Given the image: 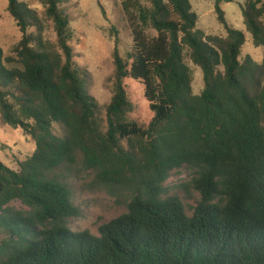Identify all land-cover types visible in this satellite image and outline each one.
I'll use <instances>...</instances> for the list:
<instances>
[{
	"label": "trees",
	"instance_id": "trees-1",
	"mask_svg": "<svg viewBox=\"0 0 264 264\" xmlns=\"http://www.w3.org/2000/svg\"><path fill=\"white\" fill-rule=\"evenodd\" d=\"M71 1L41 0L52 43L36 11L8 0L22 38L14 57L0 46V121L22 129L36 150L18 170L0 161V264H264V61L241 59L246 35L221 7L233 0H211L226 38L197 28L190 0H120L131 63L116 46L105 121L74 61ZM242 10L264 49V0ZM187 54L203 73L200 95ZM127 78L144 86L148 125L128 118ZM79 165L94 186L131 190L127 212L99 237L69 228L81 216L69 182ZM180 170L200 194L192 216L178 197H164Z\"/></svg>",
	"mask_w": 264,
	"mask_h": 264
},
{
	"label": "rangeland",
	"instance_id": "rangeland-1",
	"mask_svg": "<svg viewBox=\"0 0 264 264\" xmlns=\"http://www.w3.org/2000/svg\"><path fill=\"white\" fill-rule=\"evenodd\" d=\"M26 3L45 24V37L55 43L54 27L46 19L45 8L41 0H18ZM247 0H233L221 5L227 22L246 35L241 59L250 56L256 63L264 61V49L253 44L251 35L244 24L243 6ZM193 12L198 16L197 28L208 36L226 38L225 28L218 22L215 2L211 0H190ZM8 0H0V46L6 58L14 57V48L20 42L22 34L10 16ZM70 20L72 38L70 46L74 61L87 72V92L99 107L101 119L106 120V108L114 96L115 65L114 51L117 46L119 55L127 64L131 63L132 34L120 0H72L65 8ZM264 21V20H263ZM28 34L36 35L30 28ZM186 64L192 75L193 94L200 95L204 90L203 73L186 55ZM124 85L134 110L129 114L130 121L148 125L154 117L144 96V86L132 79H125ZM56 133L61 134L59 126ZM36 150L33 139L22 129L3 126L0 121V161L13 170L19 163L31 156ZM74 168L69 176L74 202L81 216L69 221L74 232L88 231L100 236V227L127 212L131 199V190L125 188H104L93 185V176ZM190 173L186 170L174 172L166 184L164 197H178L189 216L200 201V194L189 185ZM19 207V205H15Z\"/></svg>",
	"mask_w": 264,
	"mask_h": 264
}]
</instances>
